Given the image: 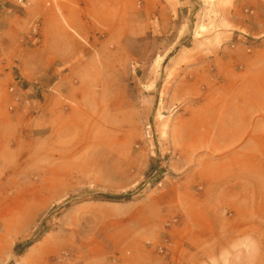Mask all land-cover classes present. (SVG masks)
Segmentation results:
<instances>
[{
	"label": "rangeland",
	"instance_id": "obj_1",
	"mask_svg": "<svg viewBox=\"0 0 264 264\" xmlns=\"http://www.w3.org/2000/svg\"><path fill=\"white\" fill-rule=\"evenodd\" d=\"M56 1L12 5L13 22L0 28V116L11 120L0 223L17 230L18 245L35 241L11 264H264L263 165L245 180L251 201L237 202L227 180L218 193L196 172L176 171L171 140L185 64L264 45V0H196L171 23L127 38L116 49L130 58L105 60L102 74V114L125 116L102 123L81 121L95 101L71 92L79 76L60 61L57 72L42 71L44 15Z\"/></svg>",
	"mask_w": 264,
	"mask_h": 264
},
{
	"label": "crops",
	"instance_id": "obj_2",
	"mask_svg": "<svg viewBox=\"0 0 264 264\" xmlns=\"http://www.w3.org/2000/svg\"><path fill=\"white\" fill-rule=\"evenodd\" d=\"M192 4L196 0H58L44 15L42 52L49 62L42 71L57 72L60 61L69 68V74L79 76L81 84L76 88L72 85L71 92L78 93L75 96L83 103L88 97L95 101L91 112H81L82 122H122L125 115L120 112L102 114L105 60L130 58L116 48L127 38L148 35L152 28L171 23L182 7ZM13 18L0 10V28H7ZM176 58L169 64L174 65ZM194 59L200 61L182 64L186 73L175 88L180 97L171 98L185 107L172 128L173 152L177 155L172 167L178 172H196L218 193L227 180V193L239 197L237 202H250L245 180L252 176L250 172L261 169L260 164L264 169V45L252 52L238 51L227 57L199 54ZM83 79L90 82V90ZM123 98H117V106H123ZM10 128L11 120L0 116V155L6 154ZM5 166L0 158V168ZM208 169L210 178H206ZM0 227V264H11L20 243L19 233L6 224L0 223ZM33 249L30 247L26 258Z\"/></svg>",
	"mask_w": 264,
	"mask_h": 264
},
{
	"label": "built area",
	"instance_id": "obj_3",
	"mask_svg": "<svg viewBox=\"0 0 264 264\" xmlns=\"http://www.w3.org/2000/svg\"><path fill=\"white\" fill-rule=\"evenodd\" d=\"M33 0H14L12 3L10 0H0V10H5L9 14L13 12V7H17L20 9H27L28 7L31 6ZM55 1V0H52ZM58 1V0H57ZM13 5V7H12ZM49 5H51V2H49ZM37 29L35 30V33H37ZM16 88L11 87L10 92L11 93H16ZM158 172L156 171L153 175V178L157 181L155 184V187L161 188L163 187V181L157 178ZM202 189V188H200ZM178 220L174 219L173 222L176 223ZM170 225V224H169ZM171 246V243L168 238L164 239L163 243L159 246V252L164 253L166 250Z\"/></svg>",
	"mask_w": 264,
	"mask_h": 264
},
{
	"label": "trees",
	"instance_id": "obj_4",
	"mask_svg": "<svg viewBox=\"0 0 264 264\" xmlns=\"http://www.w3.org/2000/svg\"><path fill=\"white\" fill-rule=\"evenodd\" d=\"M105 198H108V199H111V200L123 199V198H118V197L115 198V197H107V196H105ZM125 199H127V198H125ZM34 243H35V241H30L25 246L17 245L15 250L20 249V248L23 249V251L17 253L18 255H21L22 252H24L25 250H27L28 248L33 246Z\"/></svg>",
	"mask_w": 264,
	"mask_h": 264
}]
</instances>
